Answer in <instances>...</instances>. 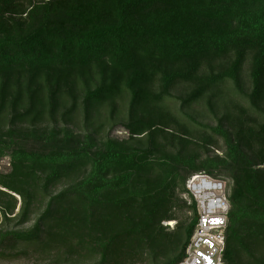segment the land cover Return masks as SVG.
Masks as SVG:
<instances>
[{"label": "trees", "instance_id": "obj_1", "mask_svg": "<svg viewBox=\"0 0 264 264\" xmlns=\"http://www.w3.org/2000/svg\"><path fill=\"white\" fill-rule=\"evenodd\" d=\"M60 1L31 6L29 24L24 19L14 25L8 15L28 2L0 0V132L7 128L6 135L0 136V165L9 151L13 160L12 173L0 177V198L14 201V214L18 202L10 193L26 201L19 189L23 185L34 183L38 196L40 185L44 190L70 178L74 181L51 198L41 221L20 238L40 240L42 223L48 222L47 243L61 242L65 253L72 255L76 251L68 238H86L77 229H98L112 218L131 222L130 213L139 210L140 222L131 228L130 236L144 234L154 249L163 252L170 247L156 231L164 220L174 221L170 213L177 208L178 190L187 194V181L195 174L221 180L229 174L234 188L229 183L232 211L225 264H264V171L259 168L264 159L248 155L238 135L188 115L202 129L221 133L229 147L226 159L208 157L199 162L202 157L188 149L195 143L193 132L177 129L180 120L166 105L175 99L193 107L232 81L236 91L260 109L264 0ZM247 64L253 69L251 95L242 88ZM180 84L189 85L188 99L172 94ZM81 119L91 141L93 133L108 124L113 130L122 121L127 122L123 124L130 139L120 142L109 135L93 153L86 147L69 148L75 139L68 129L62 130V139L55 131L46 137L47 143L63 151L28 154L14 143L13 136L22 126L30 127V134L37 137L42 126H78ZM182 169L190 176L180 181ZM190 210L193 220L180 229L185 238L177 235L181 252L169 264H179L186 256L198 223L196 206L192 204ZM28 218L25 204L20 224ZM130 236L114 237L113 248L117 243L125 246ZM142 242L137 241L138 248ZM84 243L80 250L88 248Z\"/></svg>", "mask_w": 264, "mask_h": 264}, {"label": "rangeland", "instance_id": "obj_2", "mask_svg": "<svg viewBox=\"0 0 264 264\" xmlns=\"http://www.w3.org/2000/svg\"><path fill=\"white\" fill-rule=\"evenodd\" d=\"M26 2L28 3L17 5L16 14L13 16H10L12 13L8 15V18L14 19V21H12L14 25L18 22H24V19L27 20L29 24L28 12L31 11V6L37 4L45 5L44 3L49 2V0H26ZM60 2L64 1L61 0ZM252 71L253 69L250 64H247L242 75V88L248 95L253 93L252 80L250 77ZM218 89L219 90H215V95H210L213 98L206 97L200 103L193 105V107L183 106L182 102L176 101L175 99H170L166 103V105L169 106V111L180 120V123L175 124L176 128L179 129L183 127L184 130H190L194 134L195 140L193 141H195V143L193 142V144L188 147V149H190L189 151H193L195 154L200 155L202 158L199 162H203L208 157L212 159H226L229 153V147L221 133H215L210 129H202L194 124L188 115L203 125H208L214 129H221V126L222 131L228 132L235 137L238 135L244 142V146L242 147L243 150L248 155L255 157L254 159L258 160V157H260L259 159L263 160L264 102L260 104V109L255 108L248 98L236 91V86L232 81L227 82ZM189 92V85L180 84L172 91V94L174 97L188 99ZM123 123L127 122H120L113 130L110 124H108L102 132L98 134L92 132V141L88 139L90 137H88L89 134L85 129L86 125L83 119H81L78 126L64 125L62 123L56 126H42L43 129L37 131V137H33L30 134V130H32L30 127L22 126L19 132L13 136V140L20 148L26 149L28 154H47L57 150L63 151L62 148L60 149L51 143H47L46 137L48 134H51L52 131H55L59 139H62L64 137L62 130L68 129L73 133L75 141L70 143L71 146L64 143L65 146L69 148H72V146H76L77 148L86 147L91 149L93 153L102 146L103 141H105L109 135L111 138L120 142L129 140L130 133ZM176 128L173 125V129L178 131ZM4 131L5 133L0 132L1 137L6 135L7 128H5ZM175 131L169 130L168 132L174 133ZM5 140L9 142L11 139L7 137ZM208 141H213L215 144L207 145ZM164 143L163 138L159 140L161 146L164 145ZM176 149H179V146H176ZM10 153V151L7 152L1 159L3 164H1L2 169L0 170V177L9 176L13 171V160ZM259 168L264 171V166H260ZM228 175L229 174H226L222 179L228 184L230 183L234 188V182ZM189 176L188 170L182 169L178 178L182 181ZM72 179L73 178L64 180L44 190V186L40 185L42 194L39 193L38 196L33 192V188L36 187L34 183L23 185L22 188L19 189L26 195V201L21 196L10 193L18 202L14 214L12 213V204L14 205V201L6 197L0 198V264H101L102 262L103 264H169L174 257L181 252V241L178 242L179 236L177 238V235L181 233L183 238H185L186 233L181 232L180 229L183 226L188 227L190 225L194 214L192 210H190L192 206L191 199L188 194L181 192L180 189L176 197L177 208L170 213L174 221L164 220L160 224L159 231H156L157 235L160 237L164 236L163 239L167 242V246L170 247V249L168 248L163 252L154 249L152 243L148 242L149 240L146 239L147 236L144 234L135 233L136 235L130 236L132 233L131 228L135 227L137 223L140 222V219L138 220L140 216L139 210L130 213L131 215H129V217L134 218L131 222L130 220L128 222L127 218L124 217L122 219L112 218L110 221H104L100 224L98 229H92L90 227L86 231H78L77 229V233L86 238L82 240L78 235L68 238L69 244L73 245L74 251H76L71 253L72 255H67L65 253L67 248L64 247V244L61 242L52 243L51 245L47 243L46 232L49 229L47 225L48 222L42 223L43 235L40 240L21 239L20 237L22 235L31 233L36 224L41 221L47 211L51 198L57 197L67 188L73 186L74 181L72 183ZM1 190L0 187V191ZM36 190L39 191L38 189ZM25 204L28 209L29 218L26 224H20L23 220L21 219V215L24 214ZM6 216L8 219H6ZM128 233L130 237L127 238L128 241L125 242V246H120L119 243H117V246L113 248V238L116 236L126 237ZM15 237H17V239ZM153 237L157 236L154 235ZM135 239H137V241H143L142 248L137 247V241ZM83 242L89 244V246L88 248L86 247L85 250H80ZM75 244L78 245L76 246ZM130 245L131 247H129ZM56 247H60V249H58L59 251H50V249H55ZM47 248H49V251L46 250ZM112 250L115 252L114 254H112ZM81 253L87 258H82L80 256ZM89 254L93 258H88ZM104 254L108 255L106 262L103 261Z\"/></svg>", "mask_w": 264, "mask_h": 264}, {"label": "built area", "instance_id": "obj_3", "mask_svg": "<svg viewBox=\"0 0 264 264\" xmlns=\"http://www.w3.org/2000/svg\"><path fill=\"white\" fill-rule=\"evenodd\" d=\"M186 189L192 204L196 206L198 223L186 256L179 264H225L232 211L229 184L200 173L187 181Z\"/></svg>", "mask_w": 264, "mask_h": 264}]
</instances>
